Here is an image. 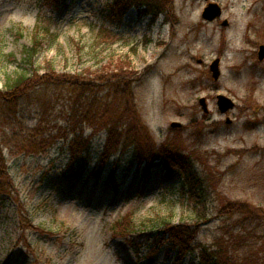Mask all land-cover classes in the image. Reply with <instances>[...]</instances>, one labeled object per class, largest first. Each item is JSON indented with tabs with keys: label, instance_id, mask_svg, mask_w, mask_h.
Instances as JSON below:
<instances>
[{
	"label": "rangeland",
	"instance_id": "1",
	"mask_svg": "<svg viewBox=\"0 0 264 264\" xmlns=\"http://www.w3.org/2000/svg\"><path fill=\"white\" fill-rule=\"evenodd\" d=\"M210 2L222 8L219 21L202 18L205 0H174L173 11L156 22L136 7L120 22L108 19L114 0H0V91L29 68L24 50L36 26L42 33L48 27L56 39H47L34 66L50 61L60 74L105 68L115 82L129 77L128 92L120 87L125 100L108 118L119 112L139 126L132 139L144 128L148 141L138 138L139 145L127 144L102 163L107 136L101 131L93 139L89 171L72 183L63 177L70 158L63 140L45 151L33 146L40 121L42 135L65 126L71 106L66 89L56 98L51 90H30L11 106L21 120L15 125L1 116H9L11 107L1 105L0 141L13 182L0 194V264H198L195 254L176 257L177 249L162 237L163 218L196 221L181 195V176L165 168L163 152L179 154L207 182L210 221L201 224L196 246L212 245L228 221L219 213L222 206L264 207V61L258 60L264 0ZM217 58L221 77L215 82L210 65ZM218 95L235 108L221 113ZM20 208L28 213L23 219ZM128 215L137 230L119 236L115 224Z\"/></svg>",
	"mask_w": 264,
	"mask_h": 264
},
{
	"label": "trees",
	"instance_id": "2",
	"mask_svg": "<svg viewBox=\"0 0 264 264\" xmlns=\"http://www.w3.org/2000/svg\"><path fill=\"white\" fill-rule=\"evenodd\" d=\"M53 1L65 3L67 0ZM173 5L174 0H114V7L108 10L107 17L120 22L130 8L136 7L142 17H150L152 22H156L161 16L169 15L173 11ZM47 39L53 41L56 39V35L51 33L48 27L43 28L42 33L40 26H36L32 33V44L24 50L30 66L17 76L8 78L4 90L0 91V113L1 105L8 107L16 105L34 88L39 87L46 92L51 90L54 98L61 95V92H64L63 89H66V94L71 98V106L65 119V126H58L50 132L44 131L45 134L42 135L43 125L40 121L38 126H35L37 141L33 146L45 151L63 140L62 149H66L70 153L63 177L75 183L84 179L89 171L93 139L101 131H104L107 136L104 152L100 157L102 163H106L115 153L121 152L127 144L139 145L140 143H135L138 138H141V141H147V137L144 136L146 131L143 128V134L132 139L133 131L137 127L129 125V121L120 118L119 112L118 114L116 112V117L113 118L109 114L108 118L109 111L113 109L119 111L120 102L125 100L126 94L119 96L120 87L124 88V93L128 92L131 86L129 77L124 81L119 78L115 82V79L109 77L104 71L105 68L98 71H91L88 68L83 70L82 74H60L50 61L35 67L34 57L40 52ZM116 66L119 68L118 65ZM125 109L124 115H131L133 107L128 104ZM12 112L11 107L7 111L9 116H1L6 118L9 123L13 121L14 125L17 122L20 123L21 120L17 112ZM88 129L92 131L87 135ZM136 130L139 131V126ZM123 135L131 137V141L124 143ZM162 154L165 168L170 173L176 171L180 174L182 179L181 195L196 213V221L192 223L183 221L175 224L171 220L161 219L163 240L177 249L176 257L184 259L187 254H195L198 264H264V207L247 202H230L222 206L219 213L228 221L220 228L212 245L200 244L196 246L195 241L201 224L210 221L207 212L209 197L207 182L196 169L187 166L189 163L183 162V158L179 160L181 157L179 154L178 156L167 155L164 152ZM151 159L149 157V160ZM111 180L110 178L109 182ZM12 182L8 161L4 154V144L0 141V194L11 191ZM26 215H28L27 210L20 208L19 216L23 219ZM229 221L233 223L230 224ZM24 228L29 230L34 226H25ZM136 230L137 227L133 223L131 215L115 224V232L119 236L127 237Z\"/></svg>",
	"mask_w": 264,
	"mask_h": 264
},
{
	"label": "water",
	"instance_id": "3",
	"mask_svg": "<svg viewBox=\"0 0 264 264\" xmlns=\"http://www.w3.org/2000/svg\"><path fill=\"white\" fill-rule=\"evenodd\" d=\"M206 2H209L210 0H205ZM222 16V8L218 3L209 2L208 5L204 8V11L202 13L203 19L207 21H214L215 19ZM227 22H224V25H226ZM259 60H264V45H261L259 47ZM210 71L212 73L213 80L217 82L221 77V70H220V59L214 60L210 65ZM217 105L221 113H227L228 111L235 108V103L232 99L225 95H218L217 96ZM200 105L203 108V111L205 113L208 112V106L206 103L205 98L200 99ZM230 122L229 120L227 121ZM181 124L179 123H173L172 127H180Z\"/></svg>",
	"mask_w": 264,
	"mask_h": 264
},
{
	"label": "flooded vegetation",
	"instance_id": "4",
	"mask_svg": "<svg viewBox=\"0 0 264 264\" xmlns=\"http://www.w3.org/2000/svg\"><path fill=\"white\" fill-rule=\"evenodd\" d=\"M219 19H221V17H219V18H217V19H215L214 21H219ZM205 20V19H204ZM205 21H207V20H205ZM214 21H209V22H214ZM225 22V21H224ZM224 22L222 23V25L223 26H225V27H227L229 24H228V22H227V24L226 25H224ZM260 47V46H259ZM258 60H259V49H258ZM260 61V60H259ZM264 61V60H263ZM220 64H221V60H220Z\"/></svg>",
	"mask_w": 264,
	"mask_h": 264
}]
</instances>
